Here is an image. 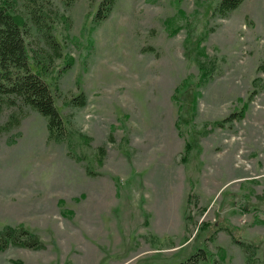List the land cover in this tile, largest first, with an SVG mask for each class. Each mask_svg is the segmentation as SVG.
<instances>
[{
  "label": "rangeland",
  "instance_id": "374dc122",
  "mask_svg": "<svg viewBox=\"0 0 264 264\" xmlns=\"http://www.w3.org/2000/svg\"><path fill=\"white\" fill-rule=\"evenodd\" d=\"M8 1L65 132L0 100V264H264V0Z\"/></svg>",
  "mask_w": 264,
  "mask_h": 264
},
{
  "label": "trees",
  "instance_id": "16d2710c",
  "mask_svg": "<svg viewBox=\"0 0 264 264\" xmlns=\"http://www.w3.org/2000/svg\"><path fill=\"white\" fill-rule=\"evenodd\" d=\"M67 6H71L75 0H63ZM244 0H220L214 8L215 14L220 18H226L235 11ZM117 0H103L94 15L96 25L107 20ZM14 6L8 0H0V100L4 97L15 96L32 109L39 112L47 119V128L50 139L59 140L65 132L64 120L57 109L50 85L44 80V74L49 70L52 57H42L38 69L43 72L33 71L26 48L23 27L18 23L14 15ZM36 66V64H35ZM71 67L66 63L64 70ZM86 97L81 94L73 98L71 104L76 107L86 105ZM244 111L238 115L241 117ZM231 120V119H227ZM26 236L28 240L21 241ZM9 244H23L28 248H37L38 238L22 228H5L0 233V252L6 250ZM194 254L177 264H199L206 258V252Z\"/></svg>",
  "mask_w": 264,
  "mask_h": 264
}]
</instances>
